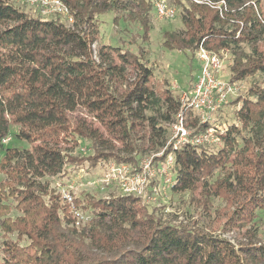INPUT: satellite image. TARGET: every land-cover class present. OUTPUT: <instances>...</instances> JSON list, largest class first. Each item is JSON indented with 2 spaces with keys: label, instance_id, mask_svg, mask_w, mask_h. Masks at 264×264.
Listing matches in <instances>:
<instances>
[{
  "label": "trees",
  "instance_id": "16d2710c",
  "mask_svg": "<svg viewBox=\"0 0 264 264\" xmlns=\"http://www.w3.org/2000/svg\"><path fill=\"white\" fill-rule=\"evenodd\" d=\"M204 1L174 0L182 6L183 25L164 32V46L194 53L203 44L230 53L231 82L259 79L250 81L231 123L219 125L215 119L197 129L220 126L218 143L173 148L164 124L177 119L181 97L157 79L141 52L105 43L97 51L93 47L99 15L113 11H126L146 34L152 0H62L71 25L30 14L25 0H0L1 264H264V242L249 236L235 245L220 235L164 222L132 195L74 197L73 206L92 216L77 225L72 206L50 180L67 164L83 161L71 155L79 138L91 141L93 160L126 161L104 151L110 148L105 134L136 153L149 137L152 149L165 148V157L174 158L175 193L188 192L206 210L214 196L233 203L228 224L247 229L264 209V12L260 0H224L220 8L212 4L223 0ZM79 108L100 126L72 119ZM13 126L29 147L5 145Z\"/></svg>",
  "mask_w": 264,
  "mask_h": 264
},
{
  "label": "rangeland",
  "instance_id": "374dc122",
  "mask_svg": "<svg viewBox=\"0 0 264 264\" xmlns=\"http://www.w3.org/2000/svg\"><path fill=\"white\" fill-rule=\"evenodd\" d=\"M168 2L172 3L177 9V16L173 19L159 18L155 14V8L152 5L148 19L152 27L147 30L146 34L144 27L138 21L131 19L124 10L99 15V41L93 47L97 51L99 43H105L112 46H123L135 54L141 52L143 57L148 60V63L154 66L157 79L167 81V86L172 88L173 93L183 97L184 95H189L191 91L193 77L197 73L198 66L197 64L195 66L194 63V60L196 61L195 52L171 50L163 44L164 32L179 30L183 25L181 19L182 6L178 2H174V0H168ZM25 3L24 8L26 11L34 16L58 18L66 25H71L73 22L70 11L67 13L62 11L57 8V4L53 3V1L47 4L45 0H42V2L25 0ZM20 4L22 2L18 3V5ZM260 5L264 12V0H260L259 7ZM226 63L228 65L232 63L230 53ZM228 72L225 70L226 74ZM253 79H259V75L237 83L239 86L238 93L231 96L227 105L223 106L214 116V120L218 119L217 123L219 125L233 121L235 109L242 104L239 99L247 95L250 81ZM70 116L72 119L78 116L93 126H100L99 122L83 109H77ZM184 123L193 133L197 132L200 126L206 124H202L200 117L195 113H187L184 116ZM164 125L168 127L166 135L168 146L174 148L175 144L182 145L183 143H178V139L175 138L172 124L165 123ZM11 130L12 136L5 142V145L19 148L29 147L26 141L16 137L15 133L18 127L13 126ZM105 138L110 142V148L104 151L115 152L116 155L129 160L98 157L93 160L92 158L96 157L97 154L92 148L91 141L79 138V145L71 152V155L77 159L82 158L83 161L85 159V161H81L83 163L79 162L76 166L67 164L64 167V172L50 178L52 186L56 188L61 198L64 197V194L71 197L72 200L68 199L67 201L72 206V213L76 218L77 225L88 223L92 216L73 206L74 197L82 198L85 194H89L96 199H106L113 196L132 195L139 199L140 205L146 206L150 212H153L158 219L164 222L185 225L205 233L220 235L229 239L235 245L248 241L249 236L253 237L256 242H264V209L256 212L254 220L248 225L246 230H238L235 227H231L228 221L232 214L231 212L235 209L233 203L227 204V202L214 196L210 199L211 207L206 210L188 192L175 193L172 190L174 183L167 182L166 176L161 170L162 166H168L167 163L171 155L169 154L165 157V148L159 151L152 149V143L147 137L146 140L144 139L145 145L141 146L142 150L140 153L129 152L125 150L126 147L119 141L107 136V133ZM155 157L161 159L155 161ZM172 175L175 179L173 172ZM132 179H137L138 190L127 192L126 183ZM14 215H17V213L15 212ZM1 234L0 230V236ZM13 238L16 239L15 236ZM22 243L25 244L26 241L24 240ZM1 262L2 256L0 255V264Z\"/></svg>",
  "mask_w": 264,
  "mask_h": 264
},
{
  "label": "built area",
  "instance_id": "2783aa9c",
  "mask_svg": "<svg viewBox=\"0 0 264 264\" xmlns=\"http://www.w3.org/2000/svg\"><path fill=\"white\" fill-rule=\"evenodd\" d=\"M23 1V0H21ZM30 2H38L42 0H27ZM53 1L56 3L57 8H60L66 13L69 11L67 6L62 0H45V3L49 4ZM196 3L206 2L204 0H193ZM153 6L155 8V14L162 19H173L177 16V9L168 0H153ZM226 6V2L223 0L220 3L212 4V6L221 7ZM62 7V8H61ZM227 53H218L208 49L203 44H200L195 50V59L198 63L199 69L196 73L195 80L189 95L181 97L182 110L177 115V119L173 126V132L175 138L178 139V143L175 144V148L182 147L183 145L190 143L191 145L199 144H215L219 142V137L216 134L220 126L210 125L204 131L200 133H193L188 129L184 123V116L187 113H195L200 117L203 123H212L214 116L220 111V109L227 105L231 96L236 95L239 90L238 82H231L230 75L225 73L227 69ZM220 127V128H219ZM11 136L3 140L5 143ZM174 163L172 154L169 157L167 167L162 166V172L166 176V181L172 183L173 175L171 170V164ZM137 179H132L126 183L127 192H135L138 190ZM64 197L68 200H72L67 194Z\"/></svg>",
  "mask_w": 264,
  "mask_h": 264
}]
</instances>
